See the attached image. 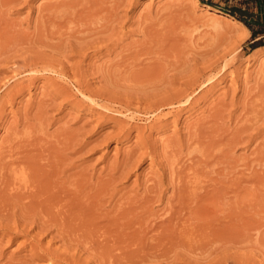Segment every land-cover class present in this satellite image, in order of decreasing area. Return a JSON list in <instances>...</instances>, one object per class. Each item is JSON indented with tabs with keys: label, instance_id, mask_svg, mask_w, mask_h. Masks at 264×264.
<instances>
[{
	"label": "rangeland",
	"instance_id": "374dc122",
	"mask_svg": "<svg viewBox=\"0 0 264 264\" xmlns=\"http://www.w3.org/2000/svg\"><path fill=\"white\" fill-rule=\"evenodd\" d=\"M204 1L264 22V0ZM222 12L202 0H0V193L23 183L15 159L39 193L70 200L55 212L2 193L0 264H264V24Z\"/></svg>",
	"mask_w": 264,
	"mask_h": 264
},
{
	"label": "bare ground",
	"instance_id": "6f19581e",
	"mask_svg": "<svg viewBox=\"0 0 264 264\" xmlns=\"http://www.w3.org/2000/svg\"><path fill=\"white\" fill-rule=\"evenodd\" d=\"M16 1H17V0H16ZM208 7H209V6H208ZM210 8H211V7H210ZM212 14H213V13H212ZM214 14H215V13H214ZM214 14H213V15H214ZM216 15H218V14H215V16H216ZM218 16L222 17V20H224V19L230 20L229 17L226 16V15H224V14H221V15H218ZM223 18H224V19H223ZM102 19H103V18H102ZM103 20H104V19H103ZM227 20H226V21H227ZM222 22H223V21H222ZM224 23H225V22H224ZM228 25H229V24H228ZM230 25H231V24H230ZM86 26H87V25H86ZM228 30H229V29H228ZM87 31H88V30H87ZM230 31H232V30H230ZM234 31H235V30H234ZM97 32H98V31H97ZM105 32H106V31H105ZM234 33H235V32H234ZM89 34H90V33H89ZM97 35H98V34H97ZM102 36H103V34H102ZM90 40H91V39H90ZM97 42H98V41H97ZM88 47H89V46H88ZM64 63H66V62H64ZM49 66H51V65H49ZM52 69H53V68H52ZM58 70H59V69H58ZM75 71H76V70H75ZM75 71H74V72H75ZM79 72H80V71H79ZM217 76H218V75H217ZM111 77H112V76H111ZM213 79H214V78H213ZM71 80H72V79H71ZM110 81H111V80H110ZM209 81H210V80H209ZM214 81H215V80H214ZM76 82H77V81H76ZM84 82H85V81H84ZM194 83H195V82H194ZM107 84H108V83H107ZM78 85H79V84H78ZM82 85H83V83H82ZM189 85H190V84H189ZM191 86H192V85H191ZM191 86H190V87H191ZM202 86H203V85H202ZM209 86H210V85H209ZM188 87H189V86H188ZM198 88H199V87H198ZM195 92H196V91H195ZM82 93H83V92H82ZM82 95H83V94H82ZM87 95H88V94H87ZM193 95H194V94H193ZM98 99H99V98H98ZM190 103H191V102H190ZM179 104H180V103H179ZM179 104H178V105H179ZM192 105H193V104H192ZM188 108H189V107H188ZM256 111H257V110H256ZM225 112H226V111H225ZM225 112H224V113H225ZM258 112H259V110H258ZM118 113H119V112H118ZM153 113H154V112H153ZM153 115H154V114H153ZM217 115H218V114H217ZM255 115H256V114H255ZM261 115H262V114H261ZM261 115H260V116H261ZM227 116H228V115H227ZM213 117H214V119H215V116H213ZM256 117H258V113H257V115L255 116V118H256ZM261 117H262V116H261ZM261 117H259V118H261ZM262 118H263V117H262ZM262 118H261V119H262ZM216 119H217V118H216ZM216 121H217V120H216ZM257 121H260V119H258ZM257 121H254V123H256ZM206 122H207V121H206ZM218 122H219V120H218ZM252 122H253V121H252ZM215 123H217V122H215ZM254 123H253V124H254ZM203 124H204V123H203ZM212 124H213V123H212ZM218 124H219V123H218ZM253 124H251V125H253ZM200 125H201V124H200ZM221 125H222V124H221ZM247 125H248V124H247ZM211 126H212V125H211ZM248 126H249V125H248ZM254 126H255V124H254ZM214 127H215V126H214ZM223 127H224V126H223ZM252 127H253V126H252ZM204 128H207V127H204ZM212 128H213V127H212ZM217 128H218V127H217ZM221 128H222V127H221ZM241 128H242V127H241ZM215 129H216V127H215ZM215 129H212V130H215ZM194 131H195V130H194ZM204 131H206V130H204ZM204 131H203V132H204ZM226 131H227V130H226ZM238 131H239V130H238ZM240 131H241V129H240ZM243 131H244V130H243ZM192 132H193V131H192ZM209 132H210V131H209ZM214 132H216V131H214ZM214 132H212V133H214ZM234 132H236V131H234ZM201 133H202V132H201ZM206 133H207V131H206ZM212 133H211V136H212ZM218 133H219V132H218ZM220 133H221V132H220ZM220 133H219V134H220ZM204 134H205V133H204ZM236 134H237V132H236ZM215 135H216V134H215ZM215 135H214V136H215ZM237 135H238V134H237ZM16 136H17V135H16ZM27 136H28V135H27ZM211 136H210V138H211ZM194 137H195V136H194ZM204 137H206V136H204ZM219 137H221V136L219 135ZM219 137H218V138H219ZM230 137H231V135H230ZM12 138H13V136H12ZM16 138H17V137H16ZM20 138H21V137H20ZM190 138H191V137H190ZM196 138H197V137H196ZM213 138H215V137H213ZM221 138H222V137H221ZM226 138H227V137H226ZM27 139H28V138H27ZM192 139H193V137H192ZM192 139H191V140H192ZM200 139H201V138H200ZM215 139H216V138H215ZM11 140H12V139H11ZM14 140H15V139H14ZM16 140H17V139H16ZM201 140H202V139H201ZM212 140H213V139H212ZM224 140L226 141V139H224ZM239 140H240V138H239ZM19 141H20V140H19ZM27 141H28V140H27ZM73 141H74V140H73ZM194 141H195V140H194ZM196 141H197V140H196ZM198 141H199V140H198ZM204 141H205V140H204ZM204 141H203V143H204ZM227 141H229V140H227ZM12 142H14V141L12 140ZM12 142H11V143H12ZM17 143H19V142H17ZM27 143H28V142H27ZM29 143H30V142H29ZM175 143H176V141H175ZM187 143H188V142H187ZM198 143L201 144L200 141H199ZM218 143H219V142H218ZM25 144H26V143H25ZM34 144H35V143H34ZM196 144H197V143H196ZM211 144H213V143H211ZM230 144H231V143H230ZM8 145H9V144H8ZM21 145H22V144H21ZM29 145H30V144H29ZM35 145H36V144H35ZM35 145H34V147H35ZM37 145H38V144H37ZM198 145H199V144H198ZM26 146H28V145L26 144ZM62 146H63V145H62ZM186 146H187V145H186ZM229 146H230V145H229ZM10 147H12V146H10ZM14 147H15V146H14ZM28 147H29V149H31L30 146H28ZM188 147H189V146H188ZM191 147H192V146H191ZM210 147H213V146H210ZM222 147H223V146H222ZM7 148H9V147H7ZM15 148H16V147H15ZM37 148H38V146H37ZM43 148H45V147L43 146ZM214 148H215V147H214ZM9 149H10V148H9ZM12 149H13V148H12ZM12 149H10V150H12ZM169 149H170V148H169ZM173 149H174V148H173ZM217 149H219V148H217ZM217 149H215V150H217ZM221 149H222V148H221ZM224 149H225V148H224ZM224 149H223V150H224ZM14 150H15V149H14ZM14 150H13V152L16 153ZM26 150H27V149H26ZM33 150H34V149H33ZM55 150H56V149H55ZM65 150H66V149H65ZM167 150H168V149H167ZM170 150H171V149H170ZM175 150H176V149H175ZM187 150H188V149H187ZM189 150H190V149H189ZM208 150H209V149H208ZM212 150H214V149H212ZM20 151H22V150H20ZM164 151H165V150H164ZM259 151H260V150H259ZM1 152H2V151H1ZM24 152H25V150H24ZM36 152H37V151H36ZM40 152H41V149H40ZM167 152H169V151H167ZM180 152H181V151H180ZM193 152H194V151H193ZM211 152H212V151H211ZM218 152H219V151H218ZM22 153H23V152H22ZM38 153H39V152H38ZM42 153H44V152H42ZM144 153H145V152H144ZM155 153H156V152H155ZM164 153H165V152H164ZM220 153H221V152H220ZM225 153H227V152H225ZM8 154H9V153H8ZM8 154H7V155H8ZM32 154H36V153H32ZM40 154H41V153H40ZM51 154L53 155V153H51ZM133 154H134V153H133ZM133 154H132V155H133ZM166 154H167V153H166ZM173 154H174V153H173ZM192 154H193V153H192ZM192 154H189V155H192ZM218 154H219V153H218ZM221 154H222V153H221ZM22 155L24 156L25 153L22 154ZM26 155H27V153H26ZM30 155H31V154H30ZM42 155H43V154H42ZM48 155H50V154H48ZM48 155H46V156H48ZM179 155H180V153H179ZM193 155H194V154H193ZM197 155H200V154L197 153ZM212 155H213V153H212ZM34 156H35V155H34ZM40 156H41V155H40ZM53 156H54V155H53ZM168 156H169V155H168ZM168 156H165V158L168 157ZM170 156H172V154H171ZM183 156H184V155H183ZM207 156H208V155H207ZM210 156H211V155H210ZM219 156H221V155H219ZM219 156L217 155V157H219ZM1 157H2V156H1ZM9 157H10V156H9ZM37 157H38V156H36V158H37ZM156 157H157V156H156ZM175 157H176V156H175ZM186 157H188V156H186ZM194 157H196V156H194ZM12 158H13V157H12ZM43 158H44V156H43ZM160 158H161V157H160ZM162 158H163V157H162ZM173 158H174V157H173ZM179 158H180V157H179ZM209 158H210V157H209ZM220 158H221V157H220ZM0 159H2V158H0ZM3 159H4V158H3ZM3 159H2V160H3ZM13 159H14V158H13ZM30 159H31V157H30ZM37 159H38V158H37ZM40 159H42V158H40ZM46 159H47V158H46ZM46 159H45V160H46ZM49 159H50V158H49ZM58 159H59V158H58ZM137 159H139V157H138ZM137 159H136V160H137ZM157 159H158V158H157ZM175 159H176V158H175ZM201 159H202V158H201ZM205 159H206V158H205ZM11 160H12V159H11ZM23 160H24V157H23ZM26 160L28 161L29 159H26ZM31 160H32V159H31ZM45 160H44V161H45ZM132 160H133V159H132ZM184 160H185V159H184ZM194 160H195V158H194ZM198 160H199V159H198ZM4 161H5V160H4ZM9 161H10V160H9ZM24 161H25V160H24ZM60 161H61V160H60ZM158 161H159V160H158ZM172 161H173V160H172ZM178 161H179V160H178ZM220 161H221V159H220ZM6 162H7V161H6ZM6 162H5V163H6ZM17 162H18V161L15 160V159L12 160L11 162H9V163H10V167H11V166H12V167L15 166L14 169H12L13 171H15V170L18 168V166L20 167L21 175L19 176V178L21 177V178H20L21 180H19V181H21V182H23V183L18 184L17 181H16L14 184L11 183V185H9L10 188H6L7 191L5 190V191L7 192L8 195H7L5 192H2V193H5L7 196H11V193H13L12 191L15 190V193L12 194V195L14 196V194L17 195L18 191H20V192L22 191L23 194L27 196V199H31L32 201L35 199V202H36V201L38 202V200L41 199V200H43L44 202H46L51 208H53L54 211H55L56 209L58 210L59 207H61V208L63 207V208H65V209H67L66 207H67V205L70 203V202H69V201H70L69 199H68L69 201H67L68 203L66 204V200H65L66 198H65V199L62 198V197H63V196H62L63 194L61 195V196H62V197H61L60 195H58V193H57L58 191H56V189H55L56 192H55V191H52V190H49V189H50V186H49V189H47V190L52 191V192H54V193H57V195H56V194H52V192H51L50 195L48 196V195H47L48 193H43L44 191L39 193V190H42V189H40V187H39L40 185H39V184H37V183L35 184V183H34V182H35L34 179H33V181H32L31 177H32L33 175H32V176L30 175V174H33L34 171H32V172H31V171H28L29 169L23 164L22 161H19L20 163H17ZM33 162H34V158H33ZM56 162H57V161H56ZM164 162H165V161H164ZM168 162H169V160H168ZM184 162H185V161H184ZM195 162H196V161H195ZM200 162H201V161H200ZM205 162H206V160H205ZM31 163H32V161H31ZM37 163H38V162H37ZM39 163H41V161H40ZM170 163H171V161H170ZM175 163H176V162H175ZM185 163H186V162H185ZM203 163H204V162H203ZM203 163H201V164H203ZM215 163H216V161H215ZM0 164H2V168H4V167H3V163H0ZM32 164H33V163H32ZM32 164L30 165V167H32ZM48 164H49V162H48ZM52 164H53V163H52ZM57 164H59V163H57ZM165 164H166V163H165ZM172 164H173V163H172ZM177 164H178V163H177ZM188 164H189V163H188ZM190 164H191V163H190ZM205 164H207V162H206ZM208 164H210V163H208ZM37 165H39V164H37ZM40 165H41V164H40ZM175 165H176V164H175ZM179 165H180V164H179ZM194 165H195V164H194ZM203 165H204V164H203ZM203 165H202V166H203ZM225 165H226V164H225ZM5 166H6V165H5ZM7 166H9V165H7ZM22 166H23V167H22ZM27 166H28V164H27ZM47 166H48V165H47ZM135 166H138V165H135ZM166 166H167V165H166ZM181 166H182V165H181ZM183 166L185 167V165H183ZM200 166H201V165H200ZM200 166H199V167H200ZM211 166H212V165H211ZM221 166H222V165H221ZM231 166H232V165H231ZM12 167H11V168H12ZM36 167H37V166H36ZM40 167H41V166H40ZM42 167H43V166H42ZM42 167H41V169L44 168V167H43V168H42ZM54 167H56V166H54ZM188 167H190V166H188ZM192 167H193V166H192ZM218 167H219V166H218ZM2 168L0 167V169H2ZM34 168H35V166H34ZM51 168H52V167H51ZM168 168H169V167H168ZM180 168H181V167H180ZM194 168H195V167H194ZM194 168H193V169H194ZM224 168H225V167H224ZM18 169H19V168H18ZM32 169H33V168H32ZM32 169H30V170H32ZM35 169H36V168H35ZM54 169H55V168H53V170H54ZM169 169H170V168H169ZM175 169H176V168H175ZM187 169H188V168H187ZM37 170H38V169H37ZM37 170H36V171H37ZM56 170H57V167H56ZM122 170H123V169H122ZM176 170H177V169H176ZM210 170H213V171H214V168H213V169L210 168ZM222 170H223V167H222ZM224 170H225V169H224ZM13 171H12V172H13ZM17 171H18V170H17ZM57 171H58V170H57ZM59 171H60V170H59ZM119 171H120V169H119ZM191 171H192V170H191ZM194 171H195V170H194ZM197 171H198V170H197ZM216 171H217V170H216ZM216 171H215V172H216ZM3 172H5V171H3ZM28 172H29V173L31 172V173L29 174ZM123 172H124V171H123ZM171 172H172V171H171ZM184 172H185V169H184ZM186 172H187V171H186ZM203 172L206 173L205 171H203ZM211 172H212V171H211ZM226 172H227V171H226ZM228 172H229V171H228ZM228 172H227V173H228ZM7 173H8V172H7ZM18 173H19V171H18ZM34 173H35V172H34ZM177 173H178V172H177ZM187 173H188V172H187ZM187 173H186V174H187ZM196 173H197V172H196ZM196 173H195V174H196ZM207 173H209V172H207ZM216 173H217V172H216ZM2 174H3V173H2ZM14 174H15V173H14ZM36 174H37V173H36ZM39 174H40V173H39ZM39 174H38V176H39ZM44 174H45V173H44ZM46 174H48V172H47ZM58 174H59V173H58ZM181 174H182V173H181ZM191 174H192V172H191ZM193 174H194V172H193ZM202 174H203V173H202ZM210 174H211V173H210ZM15 175H17V173H16ZM18 175H19V174H18ZM18 175H17V176H18ZM34 175H35V174H34ZM40 175H41V174H40ZM56 175H57V174H56ZM66 175H67V174H66ZM199 175H200V174H199ZM217 175H219V173H218ZM30 176H31V177H30ZM71 176H72V175H71ZM170 176H171V175H170ZM186 176H187V175H186ZM202 176H203V175H202ZM208 176H209V174H208ZM214 176H215V175H214ZM228 176H229V175H228ZM33 177H36V179H37V176H33ZM44 177H45V176H44ZM67 177H68V176H67ZM176 177H177V176H176ZM182 177H183V176H182ZM199 177H200V176H199ZM203 177H204V176H203ZM211 177H212V176H211ZM3 178H5V179L3 180ZM3 178L1 179V181H5V180H7L6 177H5V175L3 176ZM7 178H8V177H7ZM38 178H41V177H38ZM42 178H43V177H42ZM121 178H122V176H121ZM185 178H186V177H185ZM191 178H192V177H191ZM15 179H17V177H16ZM43 179H44V178H43ZM43 179H42V180H43ZM46 179H47V178H45V182H49V181H47ZM57 179H58V178H57ZM160 179H161V178H160ZM194 179H195V178H194ZM197 179H198V178H197ZM211 179H212V178H211ZM211 179H209V180H211ZM227 179H228V178H227ZM10 180H11V179L8 178V180L5 181V182L8 183ZM39 180H40V182H41V179H39ZM39 180H38V181H39ZM48 180H49V179H48ZM189 180H190V179H189ZM201 180H202V179H201ZM224 180H225V179H224ZM38 181H37V182H38ZM43 181H44V180H43ZM184 181H186V180H184ZM203 181H204V180H203ZM207 181H208V180H207ZM215 181H216V180H215ZM5 182H4V183H5ZM12 182H13V181H12ZM32 182L35 184V186H36V185H39V186H38V187H39V188H38L39 190H35V186L33 185ZM55 182H57V181H55ZM171 182H172V181H171ZM181 182H182V181H181ZM188 182H190V181H188ZM205 182H206V181H205ZM211 182H212V180H211ZM225 182H226V181H225ZM228 182H229V181H228ZM0 183H1V182H0ZM7 183H6V184H7ZM60 183H61V182H59V184H60ZM184 183H185V182H183V184H184ZM186 183H187V182H186ZM201 183H202V182H201ZM203 183H204V182H203ZM203 183H202V184H203ZM222 183H223V182H222ZM6 184H5V185H6ZM9 184H10V183H9ZM41 184H42V183H41ZM50 184H52V183H50ZM172 184H173V183H172ZM208 184H209V183H208ZM2 185L5 186L4 184H2ZM44 185H46V183H45ZM44 185H43V186H44ZM54 185H56V184H54ZM61 185H62V184H61ZM180 185H181V184H180ZM186 185H188V184H186ZM193 185H194V184H193ZM193 185H192V183H191V186H193ZM212 185H213V184H212ZM212 185H211V186H212ZM220 185H221V184H220ZM3 186H2V187H3ZM41 186H42V185H41ZM173 186H174V185H173ZM181 186H182V185H181ZM195 186H196V185H195ZM199 186H200V185H199ZM208 186H209V185H208ZM225 186H226V184L224 185V187H225ZM229 186H230V185H229ZM6 187H7V186H6ZM36 187H37V186H36ZM44 187H45V186H44ZM55 187H56V186H55ZM64 187H65V186H64ZM72 187H73V186H72ZM161 187H162V186H161ZM196 187H197V186H196ZM212 187H213V186H212ZM212 187H211V188H212ZM219 187H220V186H219ZM3 188H4V187H3ZM32 188H33V190H32ZM41 188H42V187H41ZM47 188H48V186H47ZM58 188H59V187H58ZM61 188H62V187H61ZM61 188H60V189H61ZM69 188H70V187H69ZM194 188H195V187H194ZM221 188H222V187H221ZM0 189H1V186H0ZM43 189H44V188H43ZM53 189H54V187H53ZM79 189H80V188H79ZM154 189H155V188H154ZM182 189H183V188H182ZM190 189H191V188H190ZM199 189H201V188H199ZM1 190H2V189H1ZM44 190L46 191V189H44ZM150 190H151V189H150ZM176 190H177V189H176ZM208 190H209V189H208ZM217 190H218V189H217ZM225 190H226V189H225ZM3 191H4V190H3ZM8 191L10 192V195H9ZM35 191H38V192H35ZM64 191H65V190H64ZM66 191H67V190H66ZM77 191H78V190H77ZM195 191H196V190H195ZM198 191H199V190H198ZM211 191H212V189H211ZM0 192H1V191H0ZM46 192H47V191H46ZM79 192H80V191H79ZM176 192H177V191H176ZM2 193H0V197L3 196V195L1 196ZM60 193H61V191H60ZM68 193L71 194L70 192H68ZM151 193H152V192H151ZM188 193H189V192H188ZM226 193H228V192H226ZM21 194H22V193H21ZM23 194H22V195H23ZM51 194H52V195H51ZM219 194H220V193H219ZM6 195H4V196H6ZM66 196H67V192H66ZM68 196H69V195H68ZM73 196H74V195H73ZM77 196H78V195H77ZM187 196H189V195H187ZM199 196H200V195H199ZM214 196H215V195H214ZM216 196H217V195H216ZM224 196H225V195H224ZM16 197H17V196H16ZM78 197H79V196H78ZM99 197H100V196H99ZM228 197H229V196H228ZM5 198H6V197H5ZM7 198H8V197H7ZM7 198H6V200H7ZM9 198H10V197H9ZM44 198H45V199H44ZM73 198H74V197H73ZM97 198H98V197H97ZM198 198H199V197H198ZM198 198H197V199H198ZM200 198H201V197H200ZM219 198H220V197H219ZM1 199H2V198H1ZM11 199H12V197H11ZM23 199L25 200V197H24ZM36 199H38V200H36ZM193 199H194V198H193ZM221 199H222V198H221ZM3 200H4V197H3ZM12 200H13V199H12ZM194 200H195V199H194ZM222 200H223V199H222ZM16 201H17V200H15V202H16ZM0 202H1V201H0ZM10 202L12 203V201H10ZM1 203H2V202H1ZM8 203H9V202H8ZM11 203H10V204H11ZM21 203H22V201H21ZM23 203H24V202H23ZM40 203H41V202H40ZM97 203H98V202H97ZM180 203H181V202H180ZM6 204H7V202H6ZM15 204H16V203H15ZM19 204H20V203H19ZM94 204H95V203H94ZM1 205L4 206V205H5V202H4V204L2 203ZM45 205H46V204H45ZM84 205H85V204H84ZM181 205H182V204H181ZM190 205H191V204H190ZM18 206H19V205H18ZM20 206H21V205H20ZM28 206H29V205H28ZM69 206H70V205H69ZM74 206H75V205H74ZM92 206H93V205H92ZM9 207H10V206H9ZM44 207H45V206H44ZM85 207H86V206H85ZM4 208H5V206H4ZM18 208H19V207H18ZM22 208H23V207H22ZM42 208H43V206H42ZM80 208H81V207H80ZM86 208H87V207H86ZM182 208H183V207H182ZM2 209H3V207H2ZM44 209H45V208H44ZM72 209H73V208H72ZM0 210H1V209H0ZM8 210H9V209H8ZM8 210H7V211L5 210V211H6L7 213H9L10 211L8 212ZM12 210H13V209H12ZM61 210H62V209H61ZM61 210L59 209V211H61ZM63 210H64V209H63ZM88 210H89V209H88ZM1 211H3V210H1ZM1 211H0V212H1ZM81 211H82V210H81ZM91 211H93V210H91ZM99 211H100V210H99ZM178 211H179V210H178ZM6 212H5V214H3V215H6ZM12 212H13V211H12ZM18 212H19V211H18ZM37 212H38V211H37ZM44 212H45V211H44ZM48 212H49V211H48ZM55 212H56V211H55ZM75 212H76V210H75ZM183 212H184V211H183ZM10 213H11V212H10ZM42 213H43V212H42ZM49 213H50V212H49ZM51 213H53V212H51ZM61 213H62V212H61ZM63 213H64V211H63ZM67 213H68V212H67ZM73 213H74V212H73ZM82 213H83V212H82ZM85 213H86V212H85ZM177 213H178V212H177ZM0 214H2V212H1ZM23 214H24V213H23ZM39 214H40V213H39ZM65 214H66V213H65ZM74 214H75V213H74ZM88 214H89V213H88ZM94 214H95V212H94ZM3 215H2V216H3ZM8 215H9V214H8ZM10 215H12V214H10ZM81 215H82V214H81ZM90 215H91V214H90ZM92 215H93V214H92ZM92 215H91V216H92ZM175 215H176V214H175ZM186 215H187V214H186ZM12 216H13V215H12ZM43 216H44V215H43ZM56 216L58 217V215H56ZM61 216H62V215H61ZM65 216H67V214H66ZM73 216H74V215H73ZM93 216H94V215H93ZM0 217H1V216H0ZM7 217H8V216H7ZM7 217H6V218H7ZM53 217H54V215H53ZM68 217H69V216H68ZM83 217H84V216H83ZM6 218H2V217H1L0 219H1V220L3 219V221H4V219H6ZM8 218H9V217H8ZM50 218H51V217H50ZM58 218H59V217H58ZM65 218H66V217H65ZM70 218H71V216H70ZM70 218H69V219H70ZM75 218H76V216H75ZM194 218H195V217H194ZM34 219H35V218H34ZM44 219H45V217H44ZM196 219H198V218H196ZM6 220H7V219H6ZM6 220H5V221H6ZM23 220H24V219L21 218V221H23ZM35 220H36V219H35ZM61 220H62V219H61ZM75 220H76V219H75ZM92 220H94V218H93ZM95 220H96V219H95ZM174 220H175V219H174ZM211 220H212V219H211ZM8 221H9V220H8ZM44 221H45V220H44ZM76 221H77V220H76ZM166 221H167V220H166ZM208 221H209V220H208ZM0 222H1V221H0ZM6 222H7V221H6ZM6 222H5V224H6V226H8L9 223L7 222V223H8V224H7ZM9 222H10V221H9ZM51 222H52V221H51ZM83 222H84V221H83ZM86 222H87V221H86ZM98 222H99V221H98ZM226 222H227V221H226ZM31 223H32V222H31ZM34 223H36V222H34ZM58 223H59V221H58ZM75 223H76V222H75ZM77 223H78V222H77ZM89 223H90V222H88V226H90ZM113 223H114V222H113ZM179 223H180V222H179ZM185 223H186V222H185ZM188 223H189V222H188ZM193 223H194V222H193ZM196 223H197V222H196ZM233 223H234V221H233ZM12 224H13V223H12ZM17 224H18V223H17ZM65 224H66V223H65ZM93 224H94V222H93ZM100 224H101V223H100ZM173 224H174V223H173ZM177 224H178V223H177ZM2 225H3V224H2ZM35 225H36L35 227L38 229V227H39V226L37 227L38 224H35ZM59 225H60V224H59ZM61 225H62V224H61ZM85 225H86V224H85ZM186 225H187V224H186ZM199 225H200V224H199ZM207 225L209 226V224H207ZM3 226H4V225H3ZM6 226H5V227H6ZM32 226H33V224L31 225V227H32ZM91 226H92V225H91ZM91 226H90V227H91ZM93 226H94V225H93ZM109 226H110V225H109ZM128 226H129V225H128ZM190 226H191V224H190ZM197 226H198V225H197ZM229 226H230V225H229ZM234 226H235V225H234ZM0 227H1V226H0ZM9 227H11V229H10ZM9 227H8V228L10 229L11 232H15V231H14V230H15V229H14V228H15L14 226H10V225H9ZM73 227H74V226H73ZM98 227H99V226H98ZM102 227H103V226H102ZM104 227H105V226H104ZM199 227H200V226H199ZM6 228H7V227H6ZM12 228H13L14 230H13ZM16 228H17V227H16ZM18 228H19V227H18ZM18 228H17V229H18ZM24 228H25V227H24ZM24 228H23V229H24ZM32 228H33V227H32ZM36 228H35V230H36ZM39 228H40V227H39ZM66 228H67V227H66ZM71 228H72V227H71ZM94 228H95V227H94ZM99 228H100V227H99ZM168 228H169V227H168ZM9 229H8V230L6 229V230L9 231ZM25 229H26V232L29 231V230L27 231V227H26ZM30 229H31V228H30ZM43 229H44V227H43L42 229H40L41 231H39V232H40V233H43V232H42ZM50 229H51V228H50ZM91 229H93V228H91ZM109 229H110V228H109ZM114 229H115V228H114ZM124 229H125V228H124ZM131 229H132V228H131ZM158 229H159V228H158ZM166 229H167V228H166ZM201 229H202V228H201ZM12 230H13V231H12ZM18 230H19V229H18ZM31 230H32V229H31ZM38 230H39V229H38ZM93 230H94V229H93ZM100 230H101V229H100ZM208 230H209V229H208ZM1 231H2V230H1ZM10 231H9V232H10ZM33 231H34V230H33ZM43 231L46 233L45 230H43ZM60 231H61V230H60ZM70 231H71V230H70ZM80 231H81V230H80ZM183 231H184V230H183ZM19 232H21V231H19ZM19 232H18V233H19ZM51 232H52V231H51ZM78 232H79V231H78ZM95 232H96V231H95ZM98 232H99V231H98ZM104 232H105V231H104ZM133 232H134V231H133ZM176 232H177V231H176ZM189 232H190V231H189ZM189 232H188V233H189ZM15 233H17V230H16ZM30 233H31V232H30ZM40 233H37V234H40ZM61 233H62V232H61ZM68 233H69V232H68ZM72 233H74V232H72ZM72 233H71V235H72ZM83 233H86V232H83ZM96 233H97V232H96ZM183 233H184V232H183ZM5 234H6V233H5ZM13 234H14V233H13ZM97 234H98V233H97ZM101 234H102V233H101ZM120 234H121V233H120ZM214 234H215V233H214ZM41 235H43V234H41ZM56 235H58L57 232H56ZM71 235H70V236H71ZM80 235H81V233H80ZM80 235H79V236H80ZM84 235H85V234H84ZM156 235H157V234H156ZM189 235H191V234H189ZM12 236H13V235H12ZM37 236L40 237V235H37ZM51 236H52V235H51ZM72 236H73V235H72ZM82 236H83V235H82ZM94 236H95V235H94ZM98 236H99V235H98ZM100 236H101V235H100ZM100 236H99V237H100ZM104 236H105V235H104ZM166 236H167V235H166ZM193 236H195V234H194ZM87 237H88V236H87ZM96 237H97V236H96ZM114 237H115V236H114ZM167 237H168V236H167ZM57 238H59V237H57ZM67 238H68V237H67ZM85 238H86V237H85ZM104 238H105V237H104ZM151 238H152V237H151ZM163 238H164V237H163ZM35 239H37V238H35ZM60 239H61V238H60ZM69 239H70V238H69ZM74 239H75V238H74ZM90 239H91V236H90ZM37 240H39V239H37ZM37 240H36V242H37ZM116 240H117V239H116ZM4 241H5V240H4ZM62 241H63V239H62ZM188 241H189V240H188ZM191 241H192V240H191ZM47 242H48V241H47ZM53 242H54V241H53ZM194 242H195V241H194ZM37 243H38V242H37ZM37 243H36V244H37ZM51 243H52V242H51ZM132 243H133V242H132ZM157 243H158V242H157ZM63 244H64V241H63ZM79 244H80V242H79ZM102 244H103V243H102ZM196 244H197V243H196ZM208 244H209V243H208ZM38 245L40 246V243H39ZM65 245H66V244H65ZM67 245H68V244H67ZM69 245H70V244H69ZM80 245H81V247H82V244H80ZM109 245H111V244H109ZM137 245H138V244H137ZM193 245H194V244H193ZM72 246H73V245H72ZM104 246H105V245H104ZM199 246H201V245H199ZM207 246H208V245H207ZM40 247H41V246H40ZM40 247H37V249L40 248ZM45 247H46V246H45ZM145 247H146V246H145ZM165 247H166V246H165ZM167 247H168V246H167ZM112 248H113V247H112ZM112 248H111V249H112ZM3 249H4V248H3ZM38 250H39V249H38ZM40 250L43 251V249H41V248H40ZM46 250H47V249H46ZM48 250H49V249H48ZM58 250H59V249H58ZM99 250H100V249H99ZM54 251H55V250H54ZM111 251H112V250H111ZM111 251H110V252H111ZM43 252H44V251H43ZM134 252H135V251H134ZM202 252H203V251H202ZM210 252H211V251H210ZM214 252H215V250H214ZM35 253H36V252H35ZM72 253H73V252H72ZM72 253H71V254H72ZM112 253H113V252H112ZM206 253H207V252H206ZM42 254H43V253H42ZM47 254H48V253H47ZM51 254H52V253H51ZM110 254H111V253H110ZM166 254H167V253H166ZM196 254H197V253H196ZM198 254H199V252H198ZM32 255H34V254H32ZM54 255H55V254H54ZM54 255H52V256H54ZM74 255H75V254H74ZM103 255H104V254H103ZM108 255H109V254H108ZM113 255H114V254H113ZM29 256H30V255H29ZM36 256H37V255H36ZM38 256H39V255H38ZM67 256H68V255H67ZM70 256H71V255H70ZM120 256H121V255H120ZM126 256H127V255H126ZM55 257H56V256H55ZM57 257H58V254H57ZM138 257H139V256H138ZM204 257H205V256H204ZM204 257H203V258H204ZM207 257H208V256H207ZM209 257H210V256H209ZM29 258H30V257H29ZM96 258H97V257H96ZM98 258H99V257H98ZM116 258H117V257H116ZM123 258H126V257H123ZM203 258H202V261L204 262ZM205 258H206V257H205ZM47 259H48V258H47ZM57 259H58V258H57ZM69 259H70V258H69ZM163 259H164V258H163ZM167 259H168V258H167ZM31 260H32V259H31ZM33 260H34V259H33ZM36 260H37V259H36ZM50 260H51V259H50ZM54 260H55V259H54ZM64 260H65V259H64ZM66 260H68V259H66ZM68 261H69V260H68ZM103 261H104V260H103ZM163 261H164V260H163ZM70 262H72V261H70ZM119 262L122 263V261H119ZM124 262L126 263V261H124ZM139 262H140V261H139ZM199 262H200V261H199ZM203 262H201V263H203ZM36 263H37V262H36ZM66 263H67V262H66ZM67 264H68V263H67ZM70 264H71V263H70Z\"/></svg>",
	"mask_w": 264,
	"mask_h": 264
},
{
	"label": "trees",
	"instance_id": "16d2710c",
	"mask_svg": "<svg viewBox=\"0 0 264 264\" xmlns=\"http://www.w3.org/2000/svg\"><path fill=\"white\" fill-rule=\"evenodd\" d=\"M204 3H209L217 8H219L220 10H222L223 12H225L224 14L226 15H231L235 18H237L238 20L244 22L248 27H252V24H258V25H262L264 24L260 13H256L254 11H252L249 7H243V6H238V5H227V6H221L218 4H214L212 2H205L204 0H202ZM229 1V0H226ZM231 1V0H230ZM249 2V0L247 1H241V4H245ZM255 2L258 4L259 8L261 9L262 7V1L260 0H255ZM210 7V6H209ZM212 8V7H211ZM222 12V13H223ZM253 36L255 39L256 36V32H253Z\"/></svg>",
	"mask_w": 264,
	"mask_h": 264
}]
</instances>
